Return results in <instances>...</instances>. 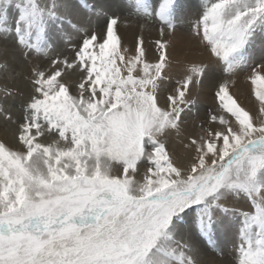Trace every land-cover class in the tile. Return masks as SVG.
<instances>
[{"label": "snow or ice", "instance_id": "obj_1", "mask_svg": "<svg viewBox=\"0 0 264 264\" xmlns=\"http://www.w3.org/2000/svg\"><path fill=\"white\" fill-rule=\"evenodd\" d=\"M132 4L159 23L155 59L143 35L125 46L119 17L91 0H0V44L50 60L30 70L21 122L0 103V117L16 124V145L0 140V264H205L199 244L217 251L234 228V264H264V56L255 55L264 0H204L190 35L225 78L216 108L187 135L193 90L213 65L174 58L181 0ZM79 11L107 17L103 33L89 35L73 20ZM70 33L83 35L74 56L53 58L57 40L72 45ZM241 72L255 111L232 92ZM173 135L186 166L169 149Z\"/></svg>", "mask_w": 264, "mask_h": 264}, {"label": "rangeland", "instance_id": "obj_2", "mask_svg": "<svg viewBox=\"0 0 264 264\" xmlns=\"http://www.w3.org/2000/svg\"><path fill=\"white\" fill-rule=\"evenodd\" d=\"M181 2L185 5L184 10L181 13L180 18L177 20V31H184L190 33L191 24L196 21L202 13L203 10V2L204 0H181ZM91 3L95 4L98 7H102L108 16H116L119 17V34L123 38V44L127 42H136V38L140 35H143L144 40L148 47L154 49L152 42L159 38L158 37V29L159 23L154 19L152 21H148L145 18L139 17L134 13V7L132 4V0H91ZM150 3L153 7L158 6L159 0H150ZM107 17L96 18L93 17L91 21H89L88 14L85 11H79L74 17L73 20L84 26L88 29V34L90 35L93 30L102 34ZM121 31V32H120ZM186 31V32H185ZM72 36V45H67L63 41L57 40L54 45V51L51 53V56L54 57H68L72 58L74 56L73 46L78 47L83 39L82 34L70 33ZM189 36V35H188ZM190 37V36H189ZM192 37V36H191ZM192 39V38H191ZM264 44V41H262ZM135 44V43H133ZM129 45L127 47H131ZM262 55L264 56V50H261ZM255 53L256 50H255ZM0 62H7L10 67V71L8 72H0V93L4 89H8L16 93L15 96L9 97L7 99H3L2 95H0V103H3L4 108L11 115L12 120L17 123L22 121L23 118V106L27 103L30 96L32 95V85L30 82V70L34 64H40L41 66H47L50 63L48 59H36L29 58L25 60L21 54V51L16 47L13 41L9 40L0 44ZM216 70V69H215ZM216 73V74H215ZM220 73V72H218ZM217 71L214 72L212 70L213 79L217 77L218 81L213 82V87L217 85L219 81L223 78V73L218 74ZM247 73H245L246 76ZM79 73H73L66 77L69 81L75 84V82L79 79ZM216 75V76H215ZM220 79V80H219ZM245 81V80H244ZM171 85H175V81L171 83ZM75 88L73 87V91ZM215 90L210 93L213 94ZM249 100H251V106L248 104L245 107H249L252 111H254L255 104L251 99L250 95H248ZM206 109H203L205 108ZM216 108V102L214 103H198L197 102V112L198 115L195 117H189L188 123L185 125V128L188 132L193 134L197 131L195 127V123H198L200 120L206 118V115L209 110H214ZM189 128V129H188ZM0 130H2L3 134L9 137L10 142L13 144V141L16 142L15 139V131L16 124L10 123L0 117ZM13 134L12 137L10 136ZM14 140H12L11 138ZM169 144H174L173 137L169 138ZM16 145V143L14 144ZM143 171V169H142ZM249 207V206H248ZM245 210V209H242ZM235 236L237 232L234 231ZM219 235L217 240L220 241L218 244L221 245L223 238ZM220 239V240H219ZM201 254L205 256L209 255L211 257L212 254H208L209 252H214L210 248H208L204 243L199 244ZM225 251L215 253V261H211L207 259L208 263L211 264H234V254H231ZM227 255V256H226Z\"/></svg>", "mask_w": 264, "mask_h": 264}, {"label": "bare ground", "instance_id": "obj_3", "mask_svg": "<svg viewBox=\"0 0 264 264\" xmlns=\"http://www.w3.org/2000/svg\"><path fill=\"white\" fill-rule=\"evenodd\" d=\"M262 41H264V34L260 35L257 38L256 48H255V50L257 52V53H255V55H256L257 59L260 58L259 55H262L259 52H262L261 50H264V44L262 43ZM129 43L131 45H133L129 48H134L135 44H133V43H135V42H127L124 45L128 46ZM149 49H150L149 58L155 59V55H154L155 49H153L151 47H149ZM175 57H178L180 59L186 58L187 60H191V61L209 62L213 65L212 70H214V72L217 71V73L220 72L222 74V72L220 71V66L217 65L214 61L210 60L206 49L201 44H199L197 39L191 37L190 33H188V32H186V34L184 33V31H180V30L178 32H176V34H175L174 58ZM212 70H211L209 77L205 79L202 88H200L198 90H196V89L193 90V94L196 96L198 103L209 104V103L216 102L215 97H214V92H213V94L210 93L211 91L215 90V86L213 87V82L218 81L217 77H215V79H213ZM182 72H183L182 65L174 67L172 82H174L176 79H178L182 75ZM220 73H218V74H220ZM243 75H245V72H241L236 77H234V79L236 80V84L232 88V92L238 98V100L241 102V104H243L244 106H246L247 104H248V106H251L252 105L251 100H249V98H248L249 97L248 95H250V85L244 81L245 76H243ZM171 86H174V85H171ZM171 86L168 89L169 91H171ZM250 97H251V95H250ZM251 99L253 100V102L255 104L254 99L252 97H251ZM162 102H163V99H162ZM255 107H256V105H255ZM247 108L250 109L249 107H247ZM203 109H206V107ZM254 111H255V108H254ZM185 134L186 135L191 134V132H188V130L185 128ZM12 135L13 134L11 133L10 136L12 137ZM172 137L174 140V144H169V149L178 158V161L182 165L186 166L188 163V160H189V155L185 152L183 145L181 143H179L178 139L174 135ZM0 140H4L9 145H12V146H15L14 144L16 143L13 141V144H12L9 140V137L4 135L2 130H0ZM12 140H14V138ZM234 206L237 208H240V209L248 210V205L244 202L235 203ZM234 231H236L235 228L232 229L231 231H229L227 234H221L220 238L222 237L223 241H222L221 245L218 244V250L217 251H214V252L211 251L208 253V254H212L211 257H208L209 255L205 256L206 254L202 255L204 258L205 264H211V263L207 262V259H210L211 261H215V253H218V251H220V252L225 251V253H223V254H226L227 252H229V253L235 255V245L238 242V238H237V235L235 236ZM218 242H220V241H218Z\"/></svg>", "mask_w": 264, "mask_h": 264}]
</instances>
